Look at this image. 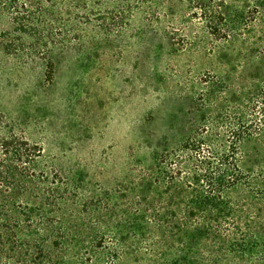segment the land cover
<instances>
[{"label": "rangeland", "instance_id": "rangeland-1", "mask_svg": "<svg viewBox=\"0 0 264 264\" xmlns=\"http://www.w3.org/2000/svg\"><path fill=\"white\" fill-rule=\"evenodd\" d=\"M27 1L32 9L20 21L0 6L2 132L60 158L54 163L78 183L81 201L127 184L154 154L173 151L262 86L258 0H222L237 29L228 41L209 33L191 0ZM51 19L69 49L50 58L38 54L33 28L47 29Z\"/></svg>", "mask_w": 264, "mask_h": 264}, {"label": "trees", "instance_id": "trees-1", "mask_svg": "<svg viewBox=\"0 0 264 264\" xmlns=\"http://www.w3.org/2000/svg\"><path fill=\"white\" fill-rule=\"evenodd\" d=\"M15 1L0 6L24 20L33 5ZM191 2L216 40L234 37L222 0ZM48 24L33 29L38 54L51 58L69 45L57 21ZM257 70L260 90L214 112L173 151L154 154L127 184L83 201L54 163L60 158L2 132L0 118V264H264V51ZM247 143L260 153L245 154Z\"/></svg>", "mask_w": 264, "mask_h": 264}]
</instances>
